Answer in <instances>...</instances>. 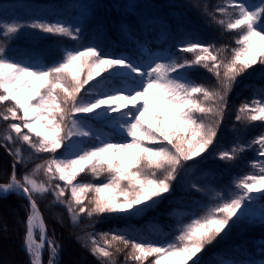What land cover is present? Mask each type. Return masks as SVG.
<instances>
[{
	"label": "snow or ice",
	"instance_id": "snow-or-ice-1",
	"mask_svg": "<svg viewBox=\"0 0 264 264\" xmlns=\"http://www.w3.org/2000/svg\"><path fill=\"white\" fill-rule=\"evenodd\" d=\"M193 7L201 8L199 0ZM202 14L225 31H235V47H217L189 35L175 52L157 54L141 42L138 52L130 55L106 45L99 35L79 43L81 25L50 20L40 9H31L27 18H0V121L7 123L0 148L13 158L0 194L16 193L27 201L23 247L29 264H43L45 247L50 253L47 264H59L60 245L49 238L36 196L51 193L53 203L64 207L74 224L81 216L101 223L109 216L144 215L171 196L182 174L211 152L239 80L252 73L264 80V0H224L214 12L205 4ZM97 28L102 34L103 25ZM26 29L40 34L33 40L57 36L74 43L52 57L39 50L12 51V43ZM118 31L126 39L132 37L130 25L122 23ZM176 53H191L193 58ZM197 68L212 74L215 85L206 87L193 79L191 72ZM254 96L258 98L236 109L237 122L264 124V87L254 90ZM24 148L53 155L18 179ZM248 149H255L251 166L256 171L233 179L225 193L216 192V203L194 215L172 239L110 229L100 233L103 244L89 234V251L101 264H116L117 254L125 251V264H201L207 248L233 229L264 227V131L247 144L213 155L235 161ZM41 171L47 181L36 178ZM85 173L93 181L103 176L106 182H80L78 177ZM182 186L205 191L194 181ZM69 190L70 198L65 199ZM89 193L92 199L85 204ZM260 247L264 257V241ZM210 264L257 261L212 259Z\"/></svg>",
	"mask_w": 264,
	"mask_h": 264
},
{
	"label": "trees",
	"instance_id": "trees-1",
	"mask_svg": "<svg viewBox=\"0 0 264 264\" xmlns=\"http://www.w3.org/2000/svg\"><path fill=\"white\" fill-rule=\"evenodd\" d=\"M181 1L185 2L186 0ZM67 3V0H51L48 2L40 0H30L29 2L26 0H0V18L7 19L10 15L12 16L11 9L17 8L20 10L18 14L22 18H27V14L31 9H40L47 15V18L51 20L54 16L63 11ZM199 3L202 4V6L206 4L208 9L212 6L211 9L213 11H211H215V4L212 0H199ZM184 5L185 4H182V6ZM115 15L113 11H106L103 33L97 32L94 39L99 35L105 43L106 36L112 39L114 38L115 40L117 36L123 44L134 42L136 38L133 34L136 35L140 31L143 32L144 29L149 28L152 21L149 20L144 25L139 26L132 24V28L137 27L139 30H133L132 37L126 39L124 36H121L120 32L117 30L119 22H115ZM217 16L219 19L224 18L219 15ZM154 22L155 21H153V23ZM163 27H165V25ZM55 37L60 43L64 42L65 44L73 42L67 38ZM219 37L222 38L223 41L226 40L221 34ZM120 42L117 41L112 43L116 44ZM224 45L227 44L224 43L223 46ZM227 46L231 48L235 47V44L233 42L231 45ZM191 75L193 79L198 83L204 84L206 87L215 85V79L212 74L202 68L195 69L191 72ZM250 77H254V81L261 80L260 76L255 73L249 74L239 80L229 97L228 112L220 128L216 144L211 152L203 160H200L189 173L182 174L181 179L174 184V191L171 196H168L154 209L148 211L144 215L131 218L109 216L104 218L101 223H97V218L95 217L90 220L87 216H81L78 222L74 224L66 209L53 203L54 197L51 193L43 196H36L38 207L45 217L49 238H54L60 245L59 264H74L73 261L76 256L81 258L82 264H101V262L89 251L91 247L89 234H95L100 244H103L100 233L109 232L110 229H131L138 233L149 235L153 239L166 238L173 227L182 222L191 220L194 215H198L199 213L202 214L207 208V206H204L205 209L203 208V191L197 192L190 190L182 186V183L194 181L202 188V181L206 178L216 177L219 171H222L228 177L238 174L242 167V160L239 155L235 161H221L211 153H218L220 150H230V148L236 145L235 142H232L238 124L246 127L250 140L255 136V128H259L260 133L264 131V124H261L259 121L250 122L246 126L243 122H237L235 120L236 109L240 105L239 95L242 94L244 85L249 83ZM6 106L7 105H4L3 107ZM92 123L94 126H98L96 122ZM259 123L263 125V128L258 127ZM6 130L7 123L0 121V137L5 135ZM104 131H107V129H104ZM2 142V139H0V143ZM89 143H95V141L93 140ZM23 155L25 156V162L17 166V177L19 179L22 178L23 174L31 172L36 164L49 160L53 154L42 153L37 155L35 153H30L27 148H24ZM12 160L13 158L8 155L5 149L0 148V182L8 181L12 171ZM36 178L40 181L48 180V177L44 175L42 171L36 174ZM78 180L80 182H106L103 176L93 181L91 175L88 173L81 174ZM60 183L63 186V182ZM92 196L93 194L89 193L88 199L85 200V204H88V200L92 199ZM68 198H70V190L65 199ZM26 205L27 201L16 193L9 194L6 197H0V264H29L28 255L22 248L23 236L25 233L23 221L25 220ZM91 225H94V227ZM4 233H6L5 236H3ZM257 234L264 235V227L259 224L255 226H240L233 229L228 236L219 239L218 242L207 248L201 258V264H207L210 257L215 254V251L224 244L238 242L246 246L251 243L252 237ZM120 247L122 248L123 245H120ZM9 248L10 251H13L12 256L9 254ZM126 255V251L117 254L116 264H125ZM49 257L50 253L47 249L43 264H47ZM152 259H154V257L150 258V260ZM128 264H136V262L129 261Z\"/></svg>",
	"mask_w": 264,
	"mask_h": 264
},
{
	"label": "rangeland",
	"instance_id": "rangeland-1",
	"mask_svg": "<svg viewBox=\"0 0 264 264\" xmlns=\"http://www.w3.org/2000/svg\"><path fill=\"white\" fill-rule=\"evenodd\" d=\"M160 1H165V0H110L111 4L115 8H117L119 10H122L123 12L133 13L135 16H138V17H145V16L150 15L153 12L159 11L160 10V7H159ZM169 3H170V1H169ZM90 6L93 7L92 4ZM28 30L29 29H26L24 31V34H27L26 38H24L25 41L27 40V38H31L33 40L34 34L33 33H28V32H31V31H28ZM24 34L21 36V38L19 40H17V41L12 43V49H13V47L18 46L20 43L23 42ZM5 234L6 233H4L3 236H5ZM7 247H9V246H7ZM8 250H9L10 256H12L13 255V251H10V248ZM261 259H264V258H259V259L256 260L257 264H259V261ZM223 260L230 261V260H233V259H231L229 256H225L223 258ZM73 262H74V264H82L81 258H79L77 256L74 257V261Z\"/></svg>",
	"mask_w": 264,
	"mask_h": 264
},
{
	"label": "water",
	"instance_id": "water-1",
	"mask_svg": "<svg viewBox=\"0 0 264 264\" xmlns=\"http://www.w3.org/2000/svg\"><path fill=\"white\" fill-rule=\"evenodd\" d=\"M43 216V215H42Z\"/></svg>",
	"mask_w": 264,
	"mask_h": 264
}]
</instances>
